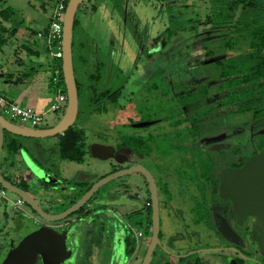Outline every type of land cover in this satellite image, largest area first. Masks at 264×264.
Returning <instances> with one entry per match:
<instances>
[{
  "label": "rangeland",
  "instance_id": "obj_1",
  "mask_svg": "<svg viewBox=\"0 0 264 264\" xmlns=\"http://www.w3.org/2000/svg\"><path fill=\"white\" fill-rule=\"evenodd\" d=\"M41 1L1 0L0 10L6 7L12 8L15 12L13 19L16 25L23 16V12L31 9L30 6L34 5L42 9ZM47 1L52 2V0ZM209 4L208 0L82 1L76 17L83 21V28L74 29L73 40L75 74L83 83V87L79 95V114L72 126L84 131L88 148L98 143L111 148L114 152L122 140V135L126 133L140 131L141 134L144 132L167 134L174 130L171 118L140 127L127 125L130 121L136 124L146 122L147 119L167 116L179 103L178 98L182 93L186 94L172 87L186 85L193 90L199 85L198 82L207 80L208 95H215L218 98L226 93V91L217 90V84L220 81L215 62L222 57L246 50L247 41L235 38L233 24L213 27L206 19L210 12ZM48 6H50L49 3L46 4V8H49ZM41 15L42 22L48 26L49 13L43 10ZM0 26L7 27L1 18ZM171 30L174 33L168 34ZM229 42L231 48L228 45ZM21 44L38 50L40 58L37 60L36 57L30 56L28 59ZM46 45L45 36L33 37L27 42L24 39L12 37L0 50V72L3 69L8 72L12 66H16L20 72H28L31 66L37 68V62H43L50 56ZM14 48L20 51V56L25 62L21 66L10 62ZM262 54L264 56V50ZM81 57L86 59L85 63ZM98 62L104 64L101 77L98 81H91L89 75L94 72ZM117 66L128 76L127 84L120 93L117 104L104 99L91 102L90 97L93 94L88 88L90 84L98 90L114 89L119 85V79L115 74L117 69H112ZM156 82L158 86L152 87L156 89L151 92L149 87ZM211 103L208 102L206 107ZM218 104L219 102L213 106L207 116L213 117L219 114L220 118L207 119L201 132L203 137L209 140L208 143L222 146L220 152L215 148L207 154L210 159L218 165H229L237 159L240 160L248 155L250 157L254 152L264 150V135H261L264 133V125H258L250 114H229L227 109ZM202 110L204 113V107ZM62 116V112L44 113L43 127L56 124ZM4 117L9 119L7 115ZM15 122L20 123L17 120ZM248 123L249 131L244 127ZM36 141L40 146H35ZM28 143L30 146V150L27 147L28 154L36 157L39 153L45 156L41 159L40 166L51 172L61 181V184L65 185L81 178L93 183L101 176L108 174L116 163L111 162L112 156L99 159L90 153L85 155L84 161L79 163V166H77L78 162L62 160L58 147L55 145V137L29 138L27 145ZM209 148L212 149V146ZM6 153L3 148L0 164L4 176H8L12 170V176L15 172L18 176L24 177L26 169L19 156L12 157L10 160H13V163L11 165L8 163L4 169ZM172 156L176 157V154L172 152ZM186 158H191V155L187 154L184 157L179 155L178 162L182 163ZM160 160L162 161V158L159 156ZM145 161L144 159L143 162ZM146 163L149 164V162ZM75 168L80 171H75ZM12 176L9 178L13 179ZM119 180L120 178H115L107 182L94 196L100 197L104 191L116 187ZM36 182L41 181L35 179L32 183ZM34 194L37 196V193L34 192ZM17 198L11 192H4L0 197V217L3 212L10 215L17 210V206L13 205ZM21 208L29 210L26 205H22ZM59 208L61 209L62 206ZM145 250L146 247H142L140 253L134 256L136 264L141 263ZM76 255L79 259L77 258L76 263L73 264H106L103 250L95 251L93 254L91 250L81 247ZM127 259L128 255L123 254L118 264L126 263ZM71 261L73 262V259Z\"/></svg>",
  "mask_w": 264,
  "mask_h": 264
},
{
  "label": "flooded vegetation",
  "instance_id": "obj_2",
  "mask_svg": "<svg viewBox=\"0 0 264 264\" xmlns=\"http://www.w3.org/2000/svg\"><path fill=\"white\" fill-rule=\"evenodd\" d=\"M117 70H120L124 81L126 78L122 92L128 76L119 66ZM150 86L149 89L153 92L154 84ZM172 88L186 93L189 90L186 85ZM183 95L186 94L182 93L181 96ZM178 102L175 109L170 110V115L146 120L152 122L151 124H157L171 118L174 127L171 132L141 134L139 131L122 135L116 150L129 148L131 151L123 153L121 155L123 161L113 164L110 172L126 171L131 167L138 170L119 176L120 180L116 187L104 191L98 198L93 196L82 207L77 213V217L82 219L77 223L79 225L75 233L66 238V247H78L77 251H80L81 247H105V258L108 263L114 247H127L129 254L133 247H139L135 255L140 253L142 247H149L154 219L148 172L157 189L159 240L150 264H264V252L257 242L260 232L255 226L254 216L247 210L249 205L242 203L241 210L238 211L231 196L234 187L225 190L224 193L222 190L224 175L242 167L249 155L229 165L216 164L207 154L215 148L220 152L222 146L211 145L201 132L207 119L220 118L219 114L213 117L191 116L189 100L182 99ZM199 105L201 106L197 110L198 113L205 107L203 101H199ZM192 119L196 121H191ZM134 124L132 121L127 123L128 127H135ZM244 127L249 131V123ZM172 152L176 157L172 156ZM187 154H190L191 158L183 159V162L179 163V155L184 157ZM159 156L163 162L159 161ZM31 157L39 166L41 159L45 158L39 153L36 157L33 155ZM204 158L209 162L202 163ZM10 159L8 163L11 165L13 160ZM142 159L146 161L143 162ZM111 162H115L113 156ZM18 177L17 181L5 175L7 180L28 191L44 210L49 211L42 204V195L37 193L36 196L33 188L49 189L52 185L36 182L31 186L25 175L23 178ZM69 185L72 184L67 186ZM98 199L101 200L99 205L95 203ZM87 210L90 211L87 213ZM27 211L33 217H37L30 208ZM98 212L101 213L97 214ZM29 219L33 225H40L34 218ZM15 221H18L19 225H16ZM22 221L25 220L19 216L1 213L0 256L4 249L16 246L25 235L26 232L20 224ZM138 231L140 236L136 238L135 232ZM31 239L30 247H48L39 236H33ZM54 247H61L60 242ZM77 258L79 259V256ZM32 264H42L41 257L37 255ZM65 264L71 262L67 261Z\"/></svg>",
  "mask_w": 264,
  "mask_h": 264
},
{
  "label": "water",
  "instance_id": "obj_3",
  "mask_svg": "<svg viewBox=\"0 0 264 264\" xmlns=\"http://www.w3.org/2000/svg\"><path fill=\"white\" fill-rule=\"evenodd\" d=\"M82 1L83 0H68L62 23L61 68L67 95L66 108L63 116L52 126L32 128L12 122L0 113V154L3 146L4 131L24 138L41 139L62 135L75 123L79 110V96L73 64L72 38L74 19ZM47 31L48 29H45V32ZM151 123L152 122H139L134 124V126H146ZM18 150L24 168L29 177H31L29 179V184L33 186L34 183L32 182L38 179L41 182L52 185L49 189L33 188L35 192L42 195V204L46 206L49 211L44 210L35 200L34 196L28 191L21 189L7 180L0 167V186L3 191L11 192L17 197L22 198L25 205L37 216L33 217L27 210L16 207L17 210L14 211L12 215L14 217L19 216L21 219L25 220L20 224L23 226L26 233L16 246L4 249L0 256V264H32L37 255L41 257L42 264H65L67 261H70L71 264L76 263V252L78 247H66V238H68L70 234L75 233L77 225H79L77 223L82 219L79 216L77 217V213L107 182L125 173L135 172L138 169H136V167H131L126 171H112L95 180L88 190L77 197L82 189L78 183H84L87 182V180L82 178L76 179L71 182L72 185L63 186L57 177L39 167L28 152L21 148L20 145ZM130 151L131 149L129 148H120L112 152L111 148L98 143L92 144L89 147V152L93 157L103 159L113 156L116 163H121L123 161L121 155ZM147 176L153 197L154 230L150 245L146 248L140 264H150L155 245L159 241L157 189L148 172ZM231 187H234L231 196L237 210H241L240 207L242 203L249 205L247 210L250 215L254 216L255 226L260 232V237L257 242L260 249L264 252V150L250 156L242 167L224 175L222 183L223 193ZM98 197L99 196H97V198ZM95 203L99 205L101 200L98 199ZM61 206L62 208L60 209L59 207ZM89 211L90 210H87V213ZM100 213L101 212H98L97 214ZM29 218H34L36 221L40 222V225H33V222ZM15 224L19 225V222L15 221ZM33 236H39L48 247H30L31 243L29 242L30 240L32 241L31 238ZM57 242H60L61 247H54L55 244L57 245ZM123 254H125L123 248L114 247L108 264H118ZM72 259L73 262L71 261Z\"/></svg>",
  "mask_w": 264,
  "mask_h": 264
},
{
  "label": "trees",
  "instance_id": "obj_4",
  "mask_svg": "<svg viewBox=\"0 0 264 264\" xmlns=\"http://www.w3.org/2000/svg\"><path fill=\"white\" fill-rule=\"evenodd\" d=\"M208 1L210 2V12L206 16L207 21L217 27L233 24L235 38L237 40H246L247 48L244 51L222 57L215 62V65L219 70L220 81L217 84V89L220 91H226L224 95L218 98L214 95H208L209 83L206 80L204 82H198L199 85H197L194 90H187L186 95L180 96L178 101L182 99L189 100L190 103L188 104V107L191 108V116L197 117L198 115H208L213 106H215L217 102H220L218 105L227 109L229 114H250L251 118L258 125H264V56L262 54L264 50V0ZM14 13V10L10 7L3 8L0 10V18L3 21H8L12 18ZM76 16L73 23V33L74 29L79 25V19ZM15 33V27L9 29L0 26V50ZM40 33L45 34V32ZM173 33V30L168 32V34ZM230 44L231 43L229 42L228 45L231 48ZM74 46V40L72 38L73 64ZM46 50H48V48ZM48 54L51 58L47 62L45 71L50 73L49 88L51 91H54V93H57L59 89L61 92L66 93L61 68V57H53L49 50ZM81 58L85 63L86 59L84 57ZM103 65V62H98L96 64L94 72L89 75L91 81L99 80ZM112 69L115 70L117 68L115 67ZM115 74L119 79V85L114 89L107 88L98 90L93 84L88 86L90 92L93 94L92 97H90L91 102L104 99L117 104L118 97L123 89V84L126 82V78L124 81L121 77L120 70L115 71ZM75 78L79 96L83 83L77 79L76 74ZM154 86H158L157 82ZM199 101H203L205 105L204 113L203 111L200 113L197 111L200 109L199 106H201L199 105ZM208 102L212 103L210 106L206 107ZM168 115H170V113H168ZM191 121H196V119H192ZM261 135H264V133H261ZM20 138L22 137L4 131L2 150L5 148L7 152L4 160H8V158L17 153L19 148L18 141ZM56 138L59 156L62 160L81 163L84 161L85 155L89 153V148L86 143V135L82 129H77L71 126L65 133L56 136ZM190 162H192L191 159ZM203 162L208 163L209 161L207 158H204L202 159V163ZM1 166L2 165L0 164V167ZM91 184L92 183L88 182L78 183L82 189L77 197L88 190Z\"/></svg>",
  "mask_w": 264,
  "mask_h": 264
},
{
  "label": "crops",
  "instance_id": "obj_5",
  "mask_svg": "<svg viewBox=\"0 0 264 264\" xmlns=\"http://www.w3.org/2000/svg\"><path fill=\"white\" fill-rule=\"evenodd\" d=\"M41 2L42 3L40 6H42V9H38L34 5L30 6L31 9L23 12L24 13L23 16L17 22L16 25L14 23L15 19H13V16L10 20L4 21V24L9 29H12L14 27L16 28V33L12 37H16L17 39L18 38L24 39V41L27 42V41H30L33 37L37 38L39 36L38 33L45 32V29H47L48 26L46 23L42 22L43 20L41 18L42 17L41 13H43V10H45V12L47 11L46 4L49 3V1L42 0ZM93 8H94V6H93ZM41 10H42V12H41ZM78 19H79L78 29H82L83 28L82 27L83 21L80 18H78ZM73 39H74V33H73ZM7 42H9V40ZM7 42L5 44H7ZM11 42L13 43V41H11ZM16 47L18 48L19 45L17 44ZM21 47L26 51V53H27L26 55L28 56V59H30V56L36 57L37 60L40 58V52L38 50H35V49L33 50L31 47H28L25 44H21ZM17 48L13 49V53H12L13 58H11L10 62L12 64L16 63L17 65L21 66L25 62H23V60L20 56V51L19 50L17 51ZM28 49H30V50H28ZM46 49H47V46H46ZM50 58L51 57L49 56V58L47 57V59H45V61L39 62V63L37 62V64H38L37 68L33 69L35 67L31 66V68L28 72H20L16 66H12V68L10 70L8 69V72H5L4 69L1 70V72H0V79H1L0 93L3 94L5 97H7V99H9L10 101H13L17 104H20L21 106L28 105V106H31L32 108H34L36 111H39L41 113H49L50 112V110H49L50 105L56 98V92H55V94H54V92L52 93L50 91V88H49L50 87L49 86L50 73L45 71L47 62L50 60ZM12 60H13V62H12ZM34 63H36V62H34ZM26 139H27V141H26ZM28 139L29 138L22 137L18 141L20 147L23 148L25 151H28L27 147L30 150L29 143L27 145ZM38 145L40 146V144H38V142H37L35 146L38 147ZM55 145H57V138L56 137H55ZM15 156L20 157L19 150L14 155V157ZM9 159L10 158H8V160H4V166H3L4 169L7 167ZM77 166H79V163ZM1 170H2V166H1ZM77 170L78 169L75 168V171H77ZM79 171L80 170H78L77 172H79ZM8 175L12 176V170L10 171V174H8ZM24 175H25V177H27V179L29 181V179L31 177H29L28 173L25 172ZM12 177L15 180H17L16 178H19L18 174H16L15 172H13ZM88 183H91V182H88ZM62 185L67 186L68 184L67 185L62 184ZM85 248L91 250V252H93V254L95 251L96 252L98 250L104 251V249H105V247H85ZM121 248H123L125 254L128 255V257H129L130 254L127 250V247H121ZM106 264H108V262H106Z\"/></svg>",
  "mask_w": 264,
  "mask_h": 264
},
{
  "label": "built area",
  "instance_id": "obj_6",
  "mask_svg": "<svg viewBox=\"0 0 264 264\" xmlns=\"http://www.w3.org/2000/svg\"><path fill=\"white\" fill-rule=\"evenodd\" d=\"M68 0H52L49 1V8L47 12L50 17V24L48 25V31L45 34L38 33L39 36H45L47 42V48L49 49L53 57H61V39H62V23L64 13ZM55 48V50H53ZM57 73V71H56ZM67 95L61 92L59 89L56 93L55 100L51 103L49 110L56 112H63L66 108ZM0 113L9 117L8 120L15 122L19 121L21 125L32 128H43L44 113L36 111L34 108L28 105L21 106L13 101H10L3 94L0 93ZM7 119V118H6ZM16 123V122H15ZM4 194L3 189H0V197ZM14 205L20 209L24 205L22 198L18 197L14 201ZM140 232H135V237L138 238ZM139 247H133L131 254L125 264H136L134 256Z\"/></svg>",
  "mask_w": 264,
  "mask_h": 264
}]
</instances>
